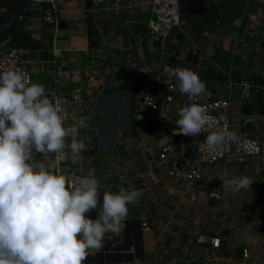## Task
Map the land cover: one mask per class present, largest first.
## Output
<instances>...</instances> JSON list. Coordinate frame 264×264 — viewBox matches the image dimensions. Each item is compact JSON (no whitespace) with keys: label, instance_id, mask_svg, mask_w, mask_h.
Wrapping results in <instances>:
<instances>
[{"label":"crops","instance_id":"crops-1","mask_svg":"<svg viewBox=\"0 0 264 264\" xmlns=\"http://www.w3.org/2000/svg\"><path fill=\"white\" fill-rule=\"evenodd\" d=\"M85 1L53 0L57 25L39 18L23 25L43 44L25 51L33 83L44 85L47 96L81 97L78 115L66 124L86 118L78 136L86 151L71 161L72 171L99 177L101 200L105 191L143 192L138 204L128 205L123 230L106 234L104 248L85 264H264V160L252 158L247 173L233 158L205 165L201 188L187 185L180 176L192 161L181 169L179 159L191 146L181 139L179 117L172 114L174 105L179 111L193 101L178 87L170 91L178 81L163 75L164 65L196 72L206 83V93L197 99L214 100L223 93L232 101L231 131L264 143V114H242L264 93V0H180L182 29L165 56L145 22L153 18L151 0H88L87 7ZM88 11L102 34L100 49L89 47ZM185 38L192 39L191 49L179 47ZM143 88L160 108L167 95L173 96L162 121L140 106L137 92ZM251 120L260 125L259 132L246 131ZM151 123L158 125L155 135L149 134ZM163 143L172 147L169 164L160 158ZM47 164L52 170V158ZM244 175L254 182L249 190L233 193L222 187L223 179ZM97 215L94 210L93 220ZM214 239L221 241L219 248Z\"/></svg>","mask_w":264,"mask_h":264},{"label":"clouds","instance_id":"clouds-1","mask_svg":"<svg viewBox=\"0 0 264 264\" xmlns=\"http://www.w3.org/2000/svg\"><path fill=\"white\" fill-rule=\"evenodd\" d=\"M163 75L175 78L180 93L193 101L177 113L180 134L206 133L213 117L208 106L195 102L206 93V83L189 68L164 65ZM66 119L61 102L50 100L44 85L32 83L19 68L0 71V264H85L104 248L106 234L123 230L128 205L143 196L141 190L121 188L103 192L101 200L95 177H69L62 165L86 151L78 139L86 118L71 126ZM238 140L234 131H213L203 145L215 153ZM253 183L244 175L223 179L222 187L238 193Z\"/></svg>","mask_w":264,"mask_h":264},{"label":"built area","instance_id":"built-area-1","mask_svg":"<svg viewBox=\"0 0 264 264\" xmlns=\"http://www.w3.org/2000/svg\"><path fill=\"white\" fill-rule=\"evenodd\" d=\"M44 1L50 2L51 7L44 12L41 21L49 26L57 25L58 19L56 17L53 0H30V3L36 5ZM150 9L153 14V18L147 24L150 33L155 42H158L161 45L165 44V42L172 37L174 30L181 26L182 17L180 13V0H151ZM4 12L5 8L0 5V15ZM10 68L21 69L26 74L27 78L33 83L31 72L25 60V51L21 49H7L0 46V71L8 70ZM177 87V85H170L169 89L170 91H174ZM48 97L54 102L56 100L61 102V106L65 109V114L67 116L65 124L73 121L78 115L81 104V97L79 95L54 93ZM137 99L141 100L143 104L159 118H165L167 114L166 109L170 107L174 98L171 94L167 95L165 99V108H160L156 97L143 88L138 90ZM195 102L208 106V114L213 117V120L206 133H201L195 137L181 135L179 130L180 137H182L190 146H194L197 149V158L192 161V165L188 168L187 172L183 174V176H180L187 185L189 184L196 189L201 188V181L204 177L202 169L205 165H215L230 158H233L240 165L245 161H249V158L251 157L264 160V143L247 135L239 136L237 142H226L225 145L215 153L210 152L203 145L208 132L222 130L231 131L230 109L232 107V101L228 98L220 97L204 102H201L196 98ZM172 154V147L167 143H163L160 153L162 161L164 163L170 162ZM52 164L54 165V158H52ZM62 166L63 171L73 180L77 177H94L92 175L74 173L71 168V161L63 162ZM177 174V171L172 172V175L177 176ZM196 197V195H192L191 200L194 201ZM93 215L94 210L90 214L92 219ZM143 227L145 230H149L148 224L144 223ZM212 244L215 248H219L221 241L219 239H214L212 240Z\"/></svg>","mask_w":264,"mask_h":264},{"label":"trees","instance_id":"trees-1","mask_svg":"<svg viewBox=\"0 0 264 264\" xmlns=\"http://www.w3.org/2000/svg\"><path fill=\"white\" fill-rule=\"evenodd\" d=\"M0 5L5 8V12L0 15V28L7 25L12 18L13 10L15 7L14 0H0ZM51 7V3L48 1L41 2L40 4L33 5L30 3L28 10V17L24 21L26 23L30 18L42 19L44 12ZM88 26V42L91 49L102 48V34L94 19V15L91 11H88L86 18ZM51 27V26H50ZM5 45L10 49H21L24 51L40 50L43 46L41 41L33 37L30 32L23 29L22 33L18 36L10 39ZM124 88V87H122ZM264 93L251 105H245L242 110L243 115L254 114L255 111L259 114H264ZM135 123V122H134ZM133 123V125H134Z\"/></svg>","mask_w":264,"mask_h":264},{"label":"water","instance_id":"water-1","mask_svg":"<svg viewBox=\"0 0 264 264\" xmlns=\"http://www.w3.org/2000/svg\"><path fill=\"white\" fill-rule=\"evenodd\" d=\"M15 7L13 10L12 18L9 23L4 27L0 28V46L7 43L10 39L18 36L23 31L24 21L28 17V10L30 8V0H14ZM254 88L246 87L245 92L254 93ZM151 128L149 134L155 135L158 133V125L151 123L148 125ZM246 131L250 133H257L260 131V125L256 121H247L245 123ZM147 130V129H146ZM197 158V149L191 146L185 154V157L179 159V168H183L187 163L186 161H194ZM242 172L247 173L250 168V161H245L242 165ZM215 199V197L213 198ZM240 218H249V215H240ZM242 254H245V250H241Z\"/></svg>","mask_w":264,"mask_h":264},{"label":"rangeland","instance_id":"rangeland-1","mask_svg":"<svg viewBox=\"0 0 264 264\" xmlns=\"http://www.w3.org/2000/svg\"><path fill=\"white\" fill-rule=\"evenodd\" d=\"M60 1H61V0H54L55 3H60ZM85 3H86L85 6L87 7L88 0H86ZM114 3H115L114 1H110V3H109L110 7H113V6H114ZM121 4H123V3H121ZM131 8H132V7H131ZM132 11H133V12H136L137 10L132 9ZM119 13L122 14V12H120V11H119ZM181 17H182V16H181ZM145 22L148 23L147 19L145 20ZM181 24H182V23H181ZM147 27H148V26H147ZM181 29H182V27H177V28L174 30L172 37H171L168 41H166L165 44H162V45H161V46H162V49L164 50V53H161L162 56H165V55L167 54L169 48H170L171 51H172V47H173V42H174L175 35H177V34L179 33V31H181ZM52 33H53V37H54V31H52ZM173 36H174V37H173ZM152 37H153V36H152ZM5 44H6V43H5ZM5 44L2 45V47L8 49V46L5 45ZM192 45H193V41H192V39H190V38H185L184 41H182V43H180L179 47H183V48H185V49H191ZM159 62H162V63H163V60L160 59ZM222 94H223V93H221V97L223 96ZM137 100H138V99H137ZM138 102L140 103V106H141V104H143V102H142L141 100H138ZM143 105H144V104H143ZM173 105H174V104H173ZM174 107H175V111L173 112L172 117L175 118V119H177V117H178L177 113H178L179 111L176 109V105H174L173 108H174ZM166 112H167V114H168V110H167V109H166ZM158 118H159V117H158ZM159 120L162 121L163 119L160 118ZM251 138H254V137L251 136ZM181 139L183 140L182 137H181ZM252 158H254V157L249 158V161H251ZM225 162H226V161H223L222 163H225ZM169 163H170V162L165 163V164H169ZM218 164H221V163H218ZM215 165H217V164H215ZM98 178H99V177L96 176V179H97V180H98ZM98 181H99V180H98Z\"/></svg>","mask_w":264,"mask_h":264}]
</instances>
